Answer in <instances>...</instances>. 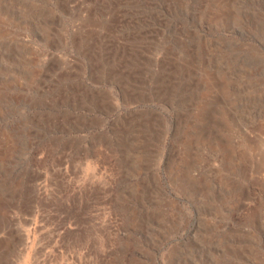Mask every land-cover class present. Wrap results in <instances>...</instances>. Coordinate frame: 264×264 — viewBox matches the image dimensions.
I'll list each match as a JSON object with an SVG mask.
<instances>
[{"label": "rangeland", "instance_id": "obj_1", "mask_svg": "<svg viewBox=\"0 0 264 264\" xmlns=\"http://www.w3.org/2000/svg\"><path fill=\"white\" fill-rule=\"evenodd\" d=\"M0 264H264V0H0Z\"/></svg>", "mask_w": 264, "mask_h": 264}]
</instances>
